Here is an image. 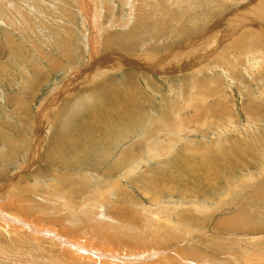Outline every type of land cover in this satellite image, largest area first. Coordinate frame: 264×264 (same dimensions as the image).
<instances>
[{
	"label": "rangeland",
	"instance_id": "1",
	"mask_svg": "<svg viewBox=\"0 0 264 264\" xmlns=\"http://www.w3.org/2000/svg\"><path fill=\"white\" fill-rule=\"evenodd\" d=\"M131 258L264 264V0H0V264Z\"/></svg>",
	"mask_w": 264,
	"mask_h": 264
},
{
	"label": "bare ground",
	"instance_id": "2",
	"mask_svg": "<svg viewBox=\"0 0 264 264\" xmlns=\"http://www.w3.org/2000/svg\"><path fill=\"white\" fill-rule=\"evenodd\" d=\"M37 231H38V230H37ZM41 234H42V231H41ZM48 238H49V236H48ZM57 238H58V237H57ZM61 239H62V238H61ZM73 240H74V239H73ZM69 241H70V240H69ZM69 241H68V242H69ZM71 241H72V240H71ZM63 242H64V241H63ZM81 242H82V241H81ZM81 242H80V243H81ZM70 243H71V242H70ZM76 243H77V242H76ZM80 243H79V244H78V243L76 244L77 247L74 248V249H75V252H73V255H72L73 257H72V258L75 257L76 260H81V261H82V260H86L87 262H90V261H92V260H95V257H96L97 255H93V256H95V257L90 258L91 255L88 257L89 254L86 255V253H85V257L83 256L84 254L81 255L82 252H81V254H79V253L77 254V252H79L80 249H83V248H84V246H83V247H82V245L80 246ZM84 243H86V240L83 242V244H84ZM63 244H64V246H65V242H64ZM72 244H73V243H72ZM73 245H74V244H73ZM73 245H72V246H73ZM91 245H93V244H91ZM66 246H68V245H66ZM66 246H65V247H66ZM70 246H71V245H70ZM85 246H86V245H85ZM68 247H69V246H68ZM92 248H93V247H92ZM72 249H73V248H72ZM90 249H91V246H90ZM70 250H71V249H70ZM87 250H88V251H91L92 249L89 250V248H87ZM111 250H112V249H111ZM72 251H73V250H72ZM72 251H71V252H72ZM83 253H84V252H83ZM100 253H101V252H100ZM116 253H118V252H113L112 255H114V254H116ZM96 254H97V253H96ZM108 254H109V253H108ZM108 254H107V255H108ZM107 255H106V256H107ZM86 256H87V257H86ZM99 256H101V255H99ZM99 256H98V257H99ZM76 257H77V258H76ZM101 258H102V257H101ZM131 259H132V258H131ZM145 259H146V258H145ZM72 260H73V259H72ZM97 260H99V259H97ZM100 260H101V259H100ZM113 260H114V259H113ZM126 260H128V259H126ZM95 261H96V260H95ZM135 261H137V260L132 259V260H131V264H133ZM146 261L149 263L150 261H152V259H151V260H150V259H147ZM97 262H99V261H97ZM105 262H106V261H105ZM114 262H115V261H114ZM114 262H113V263H114ZM106 263H107V262H106ZM152 263H153V261H152ZM156 263H157V262H155V263H153V264H156ZM90 264H91V263H90Z\"/></svg>",
	"mask_w": 264,
	"mask_h": 264
}]
</instances>
